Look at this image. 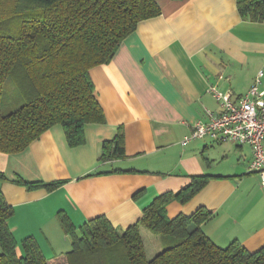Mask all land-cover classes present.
I'll return each instance as SVG.
<instances>
[{
	"label": "crops",
	"instance_id": "0c3cea01",
	"mask_svg": "<svg viewBox=\"0 0 264 264\" xmlns=\"http://www.w3.org/2000/svg\"><path fill=\"white\" fill-rule=\"evenodd\" d=\"M156 1L161 15L140 22L111 62L89 71L105 122L86 125L83 145L70 147L56 125L25 151L0 153L7 179L0 191L14 210L8 223L19 255L29 237L52 262L72 249L60 213L77 229L105 216L124 231L158 196L178 193L198 175L211 179L187 203H170L168 217L205 208L212 217L202 229L218 247L238 241L250 252L264 248V187L249 171L251 146L182 144L197 121L209 120L208 111L220 113L211 87L238 98L264 73V23L243 20L236 0ZM119 131L125 157L102 161L103 143ZM20 179L63 185L29 190ZM141 232L147 257L151 243L155 256L164 249L161 238Z\"/></svg>",
	"mask_w": 264,
	"mask_h": 264
},
{
	"label": "trees",
	"instance_id": "16d2710c",
	"mask_svg": "<svg viewBox=\"0 0 264 264\" xmlns=\"http://www.w3.org/2000/svg\"><path fill=\"white\" fill-rule=\"evenodd\" d=\"M245 21L264 23V0H236ZM156 0H0V153L18 154L56 125L64 129L70 147L85 143L87 124H103L101 107L89 71L115 57L139 23L160 16ZM11 79L25 104L2 112L5 81ZM125 157L119 131L102 145L101 160ZM211 176H192L178 193L158 196L143 217L121 231L105 216L77 229L65 213L59 219L72 241L60 257L64 264H264V248L248 251L234 241L218 247L203 231L212 212L198 209L191 216L167 215V206L185 204ZM7 180L0 172V183ZM29 190L52 192L63 182L17 180ZM14 210L0 191V264H53L33 237L22 242L23 254L9 226ZM142 229L160 237L164 249L148 259Z\"/></svg>",
	"mask_w": 264,
	"mask_h": 264
},
{
	"label": "built area",
	"instance_id": "2783aa9c",
	"mask_svg": "<svg viewBox=\"0 0 264 264\" xmlns=\"http://www.w3.org/2000/svg\"><path fill=\"white\" fill-rule=\"evenodd\" d=\"M263 75V71H260L250 90L238 98L232 91L221 92L211 87L210 92L220 105V113L208 111L209 120L197 121L182 144L209 139L214 143L250 145L252 160L249 171L259 176L264 187V90L261 88Z\"/></svg>",
	"mask_w": 264,
	"mask_h": 264
},
{
	"label": "rangeland",
	"instance_id": "374dc122",
	"mask_svg": "<svg viewBox=\"0 0 264 264\" xmlns=\"http://www.w3.org/2000/svg\"><path fill=\"white\" fill-rule=\"evenodd\" d=\"M261 88L264 90V87H261ZM24 104H25V101L20 96V94L17 91L14 83L12 82L11 79L8 78L5 81V84L3 87V94H2V112H3V114H9V113L13 112L14 110L20 108ZM153 237H155V239H160V237L155 236V235ZM154 245H155V242L151 243V245H147L148 246V257L150 259H153L155 256L153 253ZM155 247H156V245H155ZM53 264H64V262L61 259H58L55 262H53Z\"/></svg>",
	"mask_w": 264,
	"mask_h": 264
}]
</instances>
